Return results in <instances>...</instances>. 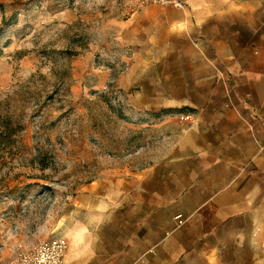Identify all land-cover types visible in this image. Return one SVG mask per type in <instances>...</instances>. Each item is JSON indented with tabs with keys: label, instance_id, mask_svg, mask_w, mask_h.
<instances>
[{
	"label": "crops",
	"instance_id": "1",
	"mask_svg": "<svg viewBox=\"0 0 264 264\" xmlns=\"http://www.w3.org/2000/svg\"><path fill=\"white\" fill-rule=\"evenodd\" d=\"M183 2L147 5L115 29L133 49L131 87L155 66L158 79L178 81L132 92L134 107L196 114L143 167L79 196L98 215L70 229L65 264H264V0ZM123 202L130 217L114 227L104 213ZM83 224L92 231L80 233Z\"/></svg>",
	"mask_w": 264,
	"mask_h": 264
},
{
	"label": "rangeland",
	"instance_id": "2",
	"mask_svg": "<svg viewBox=\"0 0 264 264\" xmlns=\"http://www.w3.org/2000/svg\"><path fill=\"white\" fill-rule=\"evenodd\" d=\"M129 2L0 0V264L16 250L68 239L79 221L98 215L80 204V195L102 178L143 167L196 114L188 107H134L132 92L174 91L178 81L158 79L155 66L131 87L133 49L115 29L132 17L125 14ZM190 90L185 98L204 108ZM204 110L208 118L211 105ZM104 214L116 218L114 227L124 226L128 203ZM87 225L78 231L91 232Z\"/></svg>",
	"mask_w": 264,
	"mask_h": 264
},
{
	"label": "built area",
	"instance_id": "3",
	"mask_svg": "<svg viewBox=\"0 0 264 264\" xmlns=\"http://www.w3.org/2000/svg\"><path fill=\"white\" fill-rule=\"evenodd\" d=\"M147 5L182 7V0H130L126 7V15L133 16ZM176 225L185 222L181 215L175 216ZM68 244L64 237H52L36 246L16 250L6 264H65Z\"/></svg>",
	"mask_w": 264,
	"mask_h": 264
},
{
	"label": "trees",
	"instance_id": "4",
	"mask_svg": "<svg viewBox=\"0 0 264 264\" xmlns=\"http://www.w3.org/2000/svg\"><path fill=\"white\" fill-rule=\"evenodd\" d=\"M1 126H4V127H2V129H3L4 132H7L8 125L5 124V125H1ZM2 133H3V132H2ZM4 134H5V133H4Z\"/></svg>",
	"mask_w": 264,
	"mask_h": 264
}]
</instances>
